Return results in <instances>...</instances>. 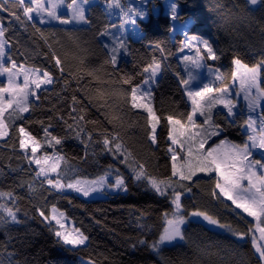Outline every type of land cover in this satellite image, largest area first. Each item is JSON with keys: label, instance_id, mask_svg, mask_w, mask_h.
<instances>
[{"label": "snow or ice", "instance_id": "obj_1", "mask_svg": "<svg viewBox=\"0 0 264 264\" xmlns=\"http://www.w3.org/2000/svg\"><path fill=\"white\" fill-rule=\"evenodd\" d=\"M15 2L20 9V14H16L15 19L32 22L35 34L48 49L46 58L51 62V68L44 69L27 62H18L8 52L11 42L6 35L7 30L0 25V77L5 78L4 82H0V140L6 143L7 139H13L15 133L12 147L15 150L18 144L20 153L17 159L26 161L30 168L35 166L29 178L21 179L17 186H26L33 197L45 184L49 194L68 189L85 197L103 192L105 188L124 192L128 190L125 177L118 170L114 182L109 179V171L94 179L82 177L61 151L65 137L50 131L52 127L50 123L45 125L43 121H39L42 126V139L25 126L17 125V121L27 120L25 114L31 113L36 107L34 99H39L38 93L42 86L63 81L65 89L73 90L72 112L77 113L71 117L72 123H65L68 131L85 145V154L87 155L88 144L93 142V134L88 131L87 124H98V121L87 118L86 108H77V104L82 103L77 93H82L89 104L109 109L103 112V115L107 123L112 125V129H94L102 150L120 159L133 180L146 183L154 193L169 201V210L163 213L162 224L156 237L151 242L140 239L139 244L147 245L153 253L164 260L162 255L164 247L175 241L185 240L183 226L187 223L188 217H198L209 225L226 230L240 240L250 237L252 247L264 264V50L260 51L259 60L251 64L233 56L229 72H221L208 66L209 74L215 76L214 82L193 87L192 82L196 79L194 70L204 67L205 60H216L217 52L207 39L189 35L185 31V38L180 42L177 51L183 53L184 49H188L190 54L181 55L186 75L177 73V76L179 86L184 90L183 95L190 103V110L179 115L170 113L161 116L153 107L150 88H145L144 85L154 82L167 56L162 55L157 59L153 55L144 63L141 67L143 79L140 84H136L133 83L132 76L117 71L118 56L122 51L127 52V46L124 39L110 32L109 29L115 28L116 25H106L98 30L99 36H108L111 39L110 44L98 46L103 51V59L99 65L88 63L89 57L96 54L95 37L85 40L78 29H60L59 31L64 33L80 53L73 57L77 63L66 68L65 59L61 58L56 48V45L62 46V38L58 31L37 27L35 21L38 20L41 25L51 24L53 21L60 25L90 24L84 8L88 0H15ZM106 3L108 8L119 10V29L124 30L126 24H131L135 38L142 39L136 28L137 18H146L147 9L125 4L122 0H106ZM244 6L250 9H264V0H245ZM62 7L67 9L70 16L60 14ZM0 11H11L7 6V0L5 4H0ZM170 19L173 22L180 19L176 3L170 5ZM187 23L183 22L180 30H184ZM259 31L264 36V22L260 24ZM148 46L154 52L159 51L161 54L165 52L160 43L150 42ZM85 77L89 78V85L95 81L108 87L97 88L93 93L91 87L81 85ZM233 88L236 97L242 95L248 113L246 117H242L240 123L244 137L240 142L230 139L225 134L226 126L236 123L237 100L232 96ZM109 99L117 103L109 104ZM125 108L128 113L139 110L146 114L142 130L150 145H158L157 128L162 120L166 121V153L170 161V175L160 177L149 173L146 162L137 158L126 146L118 131L125 124ZM257 109L262 110L258 117L255 115ZM134 124V121L131 122L129 127ZM257 151L259 158L254 155ZM17 168L25 171L22 164ZM17 168L12 167L9 162V172H15ZM5 175V169L0 167V176ZM204 176L209 177L213 184L210 192L213 199L223 198L222 203L230 201L234 209H239L246 217L252 218L248 221L244 216L240 217L246 228L221 222L216 215L206 210L197 209L185 214L182 197L185 193H191L194 185L198 187ZM36 181H39V185ZM40 198L44 199L42 194ZM19 199V195L13 190H0V229L6 230L9 224L21 222L17 206ZM45 204L47 205L46 199ZM34 209L49 225L55 222L57 227L53 230L54 235L63 244L76 247L86 245L89 237L79 228L68 231L65 224L67 217L55 204L48 207L37 204L34 205ZM13 257L14 253L8 252L5 248L4 253H0V264H16ZM89 264L95 262L89 261Z\"/></svg>", "mask_w": 264, "mask_h": 264}, {"label": "trees", "instance_id": "obj_2", "mask_svg": "<svg viewBox=\"0 0 264 264\" xmlns=\"http://www.w3.org/2000/svg\"><path fill=\"white\" fill-rule=\"evenodd\" d=\"M122 2L128 4L129 1ZM5 3L6 0H0V4ZM174 3L179 9L178 22L182 24L187 19L193 22L187 33L207 39L217 52L216 60L204 61L206 68L211 66L221 72H229L233 56L249 64L259 60V53L264 50V36L259 31L260 24L264 22V9H250L244 6V0H174ZM7 6L11 11H0V25L7 30L6 35L11 42L9 54L20 63L27 62L42 69L51 68V62L46 58L48 49L35 34L32 22L15 19V15L20 14L15 0H7ZM152 6L159 8L157 14L152 13L150 5L146 20H137L136 28L142 39L135 38L130 24H126L124 30L119 29V10L108 8L106 0H97L88 8L86 17L90 24L82 27L39 24L36 26L58 31L62 38V46L56 45V48L61 58L65 59L66 68L77 63L73 57L80 53L64 33L59 31L60 29H78L85 40L95 37L96 54L89 57L88 63L99 65L103 59V51L98 46L110 44L111 39L108 36H99L98 30L106 25H116L115 28L109 29L110 32L124 39L127 46V52L122 51L118 56L117 71L132 76L133 83L136 84H140L143 79L141 67L144 63L153 55L157 59L162 55L167 56V59L163 60L161 71L148 88L152 92L153 107L158 115L166 116L170 113L179 115L190 110V104L183 95L184 90L179 86L177 76V73L186 75L181 55H187L188 50L184 49L183 53L177 51L180 42L184 40V35L174 31L171 19L163 12L162 2L155 1ZM150 42L160 43L165 52L163 54L159 51L154 52L148 46ZM88 82L89 78L85 77L81 85H88L93 93L97 88L108 87L95 81L90 85ZM72 94L71 88H64L63 81L40 90L39 99L34 101L36 107L31 113L25 114L27 120L17 121V125L25 126L42 139V126L39 121H43L45 125L50 123L52 126L50 131L65 137L61 151L82 177L94 179L105 171L110 173L111 170L116 172L118 170L125 177L128 190L105 199L87 200L71 193L49 194L45 184L33 197L26 186H17L21 179L29 178L34 165L30 168L26 161L17 159L20 150L18 144L13 150L15 139L13 133V139L6 138V143L0 140V167H3L6 173L5 176H0V190H13L19 195L17 206L21 222L9 224L6 230L0 229V253H4L5 248L8 252H13L16 264H84L89 261H94L95 264H165V261L167 264H262L250 245L249 237L240 240L204 220L188 222L183 229L185 240L172 246H165L162 253L164 260L153 253L147 245L139 244L140 239L151 242L156 237L162 224L163 213L169 210V201L154 193L146 183L133 180L120 159L102 150L94 129H112V125L107 123L103 115V112L109 109L97 108L89 104L82 93H77L82 101L77 104V108H86L87 118L98 121V124H87L88 131L93 134V142L88 144L87 155L85 154V145L68 131L65 123H72L71 117L77 115L72 112ZM108 103L117 102L109 99ZM124 112L125 124L118 131L126 146L137 158L146 162L149 173L160 177L170 175V161L166 153V121L162 120L157 128L158 145H150L142 130L146 114L139 110L128 113L127 108ZM242 117H244L242 113L237 115L236 123L226 126L225 134L236 142L244 138L240 128ZM133 121L135 124L129 127ZM221 122L223 123V120ZM9 162L14 168L22 164L25 171L17 168V171L9 172ZM36 183L39 185V181ZM212 187L210 178L204 176L198 187L193 186L190 193L192 195L186 196L185 193L182 197L185 214L197 209L206 210L216 215L221 222L246 228L244 221L240 219L243 215L236 212L229 202L222 203V199L212 198L210 195ZM41 194L44 199L40 198ZM37 204L41 207L55 204L65 213L74 228H79L89 237L86 245L72 248L59 241L54 235V226L47 224L36 213L34 205Z\"/></svg>", "mask_w": 264, "mask_h": 264}, {"label": "rangeland", "instance_id": "obj_3", "mask_svg": "<svg viewBox=\"0 0 264 264\" xmlns=\"http://www.w3.org/2000/svg\"><path fill=\"white\" fill-rule=\"evenodd\" d=\"M96 1H97V0H91V1H89L87 4L84 5V8H85V10H86V13H85L86 15H87V10H88V8H89L93 3H95ZM127 1H129V2H128L129 5H131V6H135V7H144V8L147 9V11H148V6L151 5V11H152L153 14H157V13L159 12V8L152 6V3H155V1H160V2H162V9H163L164 14H165L166 16H168L169 18H170V5H171L172 3H174V0H127ZM177 8H178V7H177ZM178 13H179V9H178ZM60 14H61V15H64V16H70V13L67 11V9H66V8H63V7L60 9ZM138 19H139V20H146V18H144V19L137 18V20H138ZM186 21L188 22V23H187V27H186L184 30H180V26H181V24L178 22V20H176V21H174V22L171 20V22H172V26L175 25V28H173L174 31H175V32H178V33L181 34V35H184V32H185V31L188 32V29H189V27L192 25L193 22H192V20H190V19H187ZM35 23H36V24H39V21L36 20ZM51 24H52V25H57V26H63V27H82V26L86 25V24H84V23H73V24H70V25H60V24H58V22H56V21H53ZM39 25H41V24H39ZM44 25H50V24H44ZM130 26H132V25L130 24ZM132 27H133V26H132ZM184 38H185V37H184ZM187 50H188V49H187ZM188 54H190V50H188L187 55H188ZM183 55H185V54H183ZM194 72H195V75H196V79L192 82V86H193V87L203 86L204 83L214 82V80H215V76H214V74L210 75V74H209V68H206L205 66L202 67V68H200V69L194 70ZM0 80H1V81H4L5 78H4V77H0ZM50 85H51V84H50ZM50 85H44V86H42L41 90L44 89V88L50 87ZM151 86H152V85H151ZM144 87H145V88H148L149 85H145ZM39 92H40V91H39ZM232 96L237 100V109H236L237 115H239V114L242 113L243 116L246 117V116L248 115V113H247V109H246V107L244 106V101H243V97H242V95H241L240 97H236V96H235V89L233 88V89H232ZM185 97H186V96H185ZM186 100H187V97H186ZM34 101H36V99H34ZM187 101H188V100H187ZM189 104H190V103H189ZM260 113H261V109H257L255 115L258 117V116L260 115ZM29 151H30V149H29ZM254 155H255L257 158H259V153H258V151H257V152H254ZM34 167H35V166H34ZM115 172H116V170H111L110 173H109V179H110L112 182H114V179H115V174H116ZM201 176H203V174H201ZM119 192H124V191H122V190H116V189H108V188H105L103 192L92 193V194H90L88 197H85V196H83V195L80 194V193H77V192H75V191L68 190V189L63 190V191H61L60 193H71V194H75V195H77V196H79V197H81V198H83V199H87V200H95V199H105V198H107L108 196H111V195H113V194H117V193H119ZM190 195H192V194H190V193H187V194H186V196H190ZM221 199L223 200V198H221ZM182 200H183V198H182ZM227 202H229V203L231 204L230 201H227ZM232 207L234 208V206H232ZM234 210H235L236 212H238V213H240V214H242L243 216L246 217V214L242 213L239 209H234ZM246 218L252 220L251 217H246ZM197 220H203V219H202V218H198V217H191V216H189V217H188V221H187V223L183 226V229H184V227L188 224V222H190V221H197ZM45 222L48 224L47 221H45ZM65 224H66V228H67L68 231H71V230L74 228V226L72 225V223H71L69 220H66V221H65ZM51 225H53L54 228L57 227V225H55V222H54V221L52 222ZM257 235H258V233H257ZM180 242H182V241H175V242H173L172 244L167 245V246H172V245H174V244H176V243H180ZM249 242H250V245H251V247H252L250 237H249ZM64 245H65V244H64ZM66 246H68V247H72V248H76V246H72V245H66ZM82 246H84V245H81V247H82ZM78 247H80V246H78ZM252 249H253V251L255 252V250H254L253 247H252ZM255 254L258 256V254H257L256 252H255ZM258 258H259V257H258ZM84 264H89V263H84Z\"/></svg>", "mask_w": 264, "mask_h": 264}, {"label": "water", "instance_id": "obj_4", "mask_svg": "<svg viewBox=\"0 0 264 264\" xmlns=\"http://www.w3.org/2000/svg\"><path fill=\"white\" fill-rule=\"evenodd\" d=\"M245 1V0H244Z\"/></svg>", "mask_w": 264, "mask_h": 264}]
</instances>
